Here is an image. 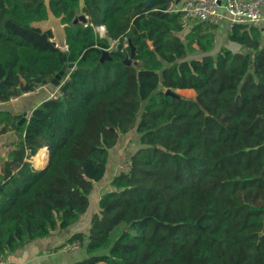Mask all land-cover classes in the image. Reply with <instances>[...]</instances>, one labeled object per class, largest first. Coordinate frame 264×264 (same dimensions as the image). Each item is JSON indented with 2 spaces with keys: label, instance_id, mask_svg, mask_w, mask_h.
I'll return each instance as SVG.
<instances>
[{
  "label": "trees",
  "instance_id": "1",
  "mask_svg": "<svg viewBox=\"0 0 264 264\" xmlns=\"http://www.w3.org/2000/svg\"><path fill=\"white\" fill-rule=\"evenodd\" d=\"M148 1L0 0V101L66 67L61 95L27 122L0 111L19 132L0 170V259L78 223L110 149L135 132L120 161L130 171L102 190L88 233L69 239L86 252L72 264H264V33L238 23L220 44L216 24L194 20L181 35L172 0ZM49 11L67 24V49L36 25ZM80 14L87 24H73ZM44 146L36 169L26 158Z\"/></svg>",
  "mask_w": 264,
  "mask_h": 264
},
{
  "label": "crops",
  "instance_id": "2",
  "mask_svg": "<svg viewBox=\"0 0 264 264\" xmlns=\"http://www.w3.org/2000/svg\"><path fill=\"white\" fill-rule=\"evenodd\" d=\"M104 27V26H103ZM99 29V28H98ZM105 31V27H104ZM228 21L222 20L217 24L216 36L218 42L227 44L228 43ZM58 90V86L53 85L52 83L47 85H40L36 90L32 92H24L18 97H13L9 101L3 102L0 101V111H11L13 113H28V118L33 111L40 103L44 100L51 98L53 93ZM187 90L193 89H177L176 92H186ZM194 94L189 96H194ZM138 135L135 132H131L128 135L120 137L119 143L112 149H110L108 166H107V176L100 182L94 183V189L90 197V202L92 200L93 207L89 206L88 211L81 217L80 221L60 232H56L53 235L36 240L26 246L20 247L15 252L10 253L6 259L5 264H72L74 261L81 260L86 256V252L83 245H80L78 249L74 250H65L63 249V244L68 242L71 236L77 232L88 233L90 228V221L92 215L99 208V199L103 189L110 186V181L113 175L116 174V169L118 163L126 156L131 155L137 148ZM19 139L18 127L15 128L12 125H7L3 123L0 126V170H4L6 162L9 160V155L12 150L16 149V143ZM127 144V145H126ZM134 147V150L128 148L127 146L131 145ZM46 148V154L41 164L38 163L36 157L39 156L41 150ZM36 155L31 158H26L28 161H31L33 167L36 169H43L47 165V158L49 155V149L47 146L38 148ZM39 151V152H38ZM47 155V157H46ZM46 160V162H45ZM40 164V165H39ZM91 204V203H90ZM97 264H106L104 262H99Z\"/></svg>",
  "mask_w": 264,
  "mask_h": 264
},
{
  "label": "built area",
  "instance_id": "3",
  "mask_svg": "<svg viewBox=\"0 0 264 264\" xmlns=\"http://www.w3.org/2000/svg\"><path fill=\"white\" fill-rule=\"evenodd\" d=\"M167 10L181 13L185 27H191L194 20L217 25L225 19L228 21L229 29L235 24L246 23L261 29L264 33V0H172ZM101 34L104 35L105 31ZM60 85L52 97L58 98L61 95ZM131 166L130 159L122 161L118 163L116 173L128 172ZM80 245L79 241H68L63 245V249L74 250ZM0 264H5V259H0Z\"/></svg>",
  "mask_w": 264,
  "mask_h": 264
},
{
  "label": "water",
  "instance_id": "4",
  "mask_svg": "<svg viewBox=\"0 0 264 264\" xmlns=\"http://www.w3.org/2000/svg\"><path fill=\"white\" fill-rule=\"evenodd\" d=\"M151 0L148 1L150 3ZM79 22H82L84 24L88 23V17L85 14H80L77 15L74 20L73 24H77ZM36 25L40 26L44 30H51L53 33V41L56 43V45L62 49H67L68 45L66 42V26L67 24L62 23V17H57L55 16L51 11H49V18L47 20H44L42 22L36 23ZM99 28V27H98ZM100 30V29H99ZM129 44L131 46V54L125 58L124 62L127 64H132L135 55H136V49L135 46L133 45L132 41L129 40ZM115 46L117 47L118 44L116 43ZM111 49H104L102 56H101V62H103L105 59H111L110 55ZM66 76V67H64L52 80L51 83L55 86H59L61 83L62 78ZM42 78L39 76L37 78V83L41 84ZM4 82H0V86H3ZM39 87V86H38ZM18 94L21 95L22 91L20 88H18ZM167 95L175 96L176 93L172 91L171 89H168L166 91ZM28 113L24 112L22 118L18 122V127L22 125L23 123L27 122V116ZM49 149V147H48ZM110 190V189H108Z\"/></svg>",
  "mask_w": 264,
  "mask_h": 264
},
{
  "label": "rangeland",
  "instance_id": "5",
  "mask_svg": "<svg viewBox=\"0 0 264 264\" xmlns=\"http://www.w3.org/2000/svg\"><path fill=\"white\" fill-rule=\"evenodd\" d=\"M190 28L191 27H185V29H184V31L181 33V35H186L187 33H188V31H190ZM101 33H102V31H101ZM216 41L218 42L219 40H217V36H216ZM218 43H220V42H218ZM220 44H223V43H220ZM137 62L136 61H133V64L135 65ZM180 93V92H179ZM181 94V93H180ZM191 94H194V92H193V90H187L186 92H183V95H185V96H189V95H191ZM127 145V144H126ZM131 147V149L132 150H134V147H132V144L129 146H127V148H125V150H128V148H130ZM137 149V148H136ZM135 152V151H134ZM94 189V188H93ZM93 192V191H92ZM91 204V207H93V203H92V200H91V202H90ZM65 244V243H64ZM63 244V245H64ZM63 247V246H62Z\"/></svg>",
  "mask_w": 264,
  "mask_h": 264
},
{
  "label": "bare ground",
  "instance_id": "6",
  "mask_svg": "<svg viewBox=\"0 0 264 264\" xmlns=\"http://www.w3.org/2000/svg\"><path fill=\"white\" fill-rule=\"evenodd\" d=\"M99 29H100V31H102V33H103V31H104V27H103V26H99ZM46 150H47L46 148H43V149L41 150L39 156L36 157V160L38 161V163L41 164V161H43V164H44V159H45ZM39 151H40V150H39ZM39 151H38V152H39ZM40 164H39V165H40Z\"/></svg>",
  "mask_w": 264,
  "mask_h": 264
}]
</instances>
